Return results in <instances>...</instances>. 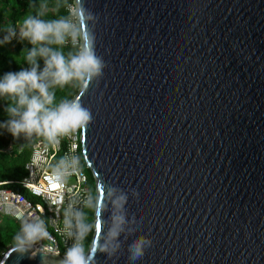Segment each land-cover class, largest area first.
<instances>
[{"label": "water", "instance_id": "1", "mask_svg": "<svg viewBox=\"0 0 264 264\" xmlns=\"http://www.w3.org/2000/svg\"><path fill=\"white\" fill-rule=\"evenodd\" d=\"M73 2L107 64L73 99L93 117L90 264H133L141 236L135 264H264V0ZM23 247L0 264H63Z\"/></svg>", "mask_w": 264, "mask_h": 264}, {"label": "clouds", "instance_id": "2", "mask_svg": "<svg viewBox=\"0 0 264 264\" xmlns=\"http://www.w3.org/2000/svg\"><path fill=\"white\" fill-rule=\"evenodd\" d=\"M85 10L79 9L72 15L71 19H62L51 23H44L38 19L28 18L23 21L20 37L28 39L33 45L49 41L57 45H64L66 37H70L73 46L77 48L75 54H69L66 58L60 51H51L49 49H39V54L45 59V69L38 74L36 67L31 70H21L19 72L6 73L3 79H0V96H10L17 98V104L24 110L19 113V120H11L8 123V130L15 138L21 132L45 133L49 139H55L58 135L75 132L78 129H85L92 123V113L89 109L83 107L75 100H63L54 108H45V103L51 104L53 96L48 93V86L41 81L51 77L52 84L63 87L76 82L77 86H83L85 89L94 80L98 81L102 76L107 64L101 56L94 51V37L85 35L82 37L84 43L79 44L80 37V18L85 16ZM90 19V16H89ZM10 35L15 33L9 29ZM5 38L4 42H7ZM38 52L36 48L28 54L27 59L34 63ZM25 89L37 90L43 101L37 96L29 98ZM8 112L12 115L17 114V109L9 107ZM42 113V114H41ZM61 173L57 171L53 176H46L49 181L50 190H56L62 187L60 181ZM120 208H123L127 202V197L121 195L117 198ZM115 203V202H114ZM114 226L109 230L112 240H117L123 231L125 223L124 216H114ZM119 221L116 224L115 221ZM82 231L79 233L81 239L90 230L88 226L81 225ZM99 231V228H97ZM24 236L17 238V251H24L23 245L26 242H34L42 233L39 224L27 225L23 229ZM151 241L144 236L134 240L129 245V259L133 264L141 259L145 254L146 247H151ZM108 245L105 243L100 246V250L107 252ZM115 248H113V252ZM82 243H74L65 253L63 264H90ZM111 253H109L110 255Z\"/></svg>", "mask_w": 264, "mask_h": 264}, {"label": "built area", "instance_id": "3", "mask_svg": "<svg viewBox=\"0 0 264 264\" xmlns=\"http://www.w3.org/2000/svg\"><path fill=\"white\" fill-rule=\"evenodd\" d=\"M60 1L67 19H71L75 14L73 0ZM64 46L76 48L70 37H66ZM80 136L81 129H78L45 142L38 140L32 147L22 180L0 183V187L18 184L26 194L0 188V216L14 220L23 228L34 224L41 226V235L34 242H26L32 248V258L43 253L63 261L66 251L74 243H82L85 253L88 252L86 238L81 239L79 233L93 199L88 177L82 170ZM57 171L61 173L62 187L50 190L45 177L53 176ZM70 179L74 183H70ZM3 255L0 253V260Z\"/></svg>", "mask_w": 264, "mask_h": 264}, {"label": "trees", "instance_id": "4", "mask_svg": "<svg viewBox=\"0 0 264 264\" xmlns=\"http://www.w3.org/2000/svg\"><path fill=\"white\" fill-rule=\"evenodd\" d=\"M28 18L51 23L62 19L66 20L67 16L64 12V4L60 0H0V79H3L6 73L31 70L33 67H36L38 74L43 72L45 59L39 54V49L41 48L60 51L66 58L69 57V54L77 52V48L57 45L47 40L33 45L28 39H21L19 29L22 28L23 21ZM9 29L15 34L10 35ZM6 37L8 40L4 42ZM33 48L37 49L38 54L34 63H30L27 57ZM41 83L48 86V93L53 96L52 103H45V108H54L66 99L73 100L82 87L77 86L75 81L63 87L55 86L52 84L51 77L45 78ZM25 93L29 98L37 96L42 101L44 99L37 90L25 89ZM9 107L16 108L17 114H10L8 112ZM23 110L24 108L17 104L16 97L0 96V183L20 181L25 176L24 166L30 158L32 145L39 139L48 138L45 133L35 131L32 133L21 132L15 138L12 136L8 130V123L14 119L19 120V113ZM9 142L22 147L21 152L15 157H10L2 152V149ZM82 166L86 168L83 159ZM88 173V185L93 201L83 219V225L90 228L85 235L87 248H89L93 240V219L96 207L94 180L89 170ZM0 188H8L14 192L26 195L18 184L5 185ZM0 218V253H3L7 248L16 246L18 243L17 238H22L24 232L19 223H12L11 219L4 216H0ZM3 218H7L5 219L4 228L1 227V223L4 221Z\"/></svg>", "mask_w": 264, "mask_h": 264}, {"label": "crops", "instance_id": "5", "mask_svg": "<svg viewBox=\"0 0 264 264\" xmlns=\"http://www.w3.org/2000/svg\"><path fill=\"white\" fill-rule=\"evenodd\" d=\"M48 139H49V138H47V139H39V140H42V141L45 142V141H47ZM37 141H38V140H37ZM37 141H36V142H37ZM36 142H35V143H36ZM35 143H34V144H35ZM34 144H33V145H34ZM33 145H32V147H33ZM32 147H31L30 157H31V154H32ZM21 150H22V147H21V146H16V145L13 144V142H9L8 145H7L5 148L2 149V152L6 153V154L9 155L10 157H12V156L15 157L18 153L21 152ZM29 160H30V158H29ZM29 160H28V161H29ZM28 161H27V162H28ZM27 162H26V164H27ZM26 164H25V165H26ZM24 170H25V166H24ZM25 175H26V171H25ZM21 180H22V179H21ZM21 180H20V181H21ZM5 183H6V182H5ZM13 221H14V220H13ZM20 225H21V224H20ZM21 226H22V225H21ZM22 228H23V227H22ZM23 229H24V228H23Z\"/></svg>", "mask_w": 264, "mask_h": 264}, {"label": "rangeland", "instance_id": "6", "mask_svg": "<svg viewBox=\"0 0 264 264\" xmlns=\"http://www.w3.org/2000/svg\"><path fill=\"white\" fill-rule=\"evenodd\" d=\"M21 32V29H19V33ZM2 126H3V124H2ZM82 170H83V172H84V174H86L87 176L89 175V173H88V170L86 169V168H84L83 166H82ZM69 182L70 183H74V181H73V179H70L69 180ZM4 219V221H2V223H1V227H3L4 228V223H5V219H7V218H3ZM0 220H1V218H0ZM12 223H16L15 221H13V220H10ZM8 250V248L3 252V254H5V252Z\"/></svg>", "mask_w": 264, "mask_h": 264}]
</instances>
